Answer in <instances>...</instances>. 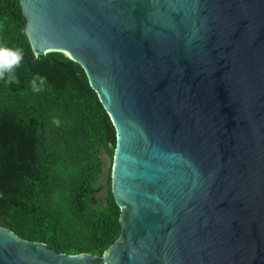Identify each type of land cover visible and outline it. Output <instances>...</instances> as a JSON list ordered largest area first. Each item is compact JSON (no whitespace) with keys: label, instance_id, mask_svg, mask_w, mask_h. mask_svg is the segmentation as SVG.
<instances>
[{"label":"water","instance_id":"1","mask_svg":"<svg viewBox=\"0 0 264 264\" xmlns=\"http://www.w3.org/2000/svg\"><path fill=\"white\" fill-rule=\"evenodd\" d=\"M18 1L109 117L121 230L97 256L0 227V264H264V0Z\"/></svg>","mask_w":264,"mask_h":264},{"label":"trees","instance_id":"2","mask_svg":"<svg viewBox=\"0 0 264 264\" xmlns=\"http://www.w3.org/2000/svg\"><path fill=\"white\" fill-rule=\"evenodd\" d=\"M24 25L19 1L0 0V45L23 49L19 84L0 80V227L56 253L101 256L121 230L111 192L96 196L111 123L83 69L61 52L34 58Z\"/></svg>","mask_w":264,"mask_h":264},{"label":"clouds","instance_id":"3","mask_svg":"<svg viewBox=\"0 0 264 264\" xmlns=\"http://www.w3.org/2000/svg\"><path fill=\"white\" fill-rule=\"evenodd\" d=\"M23 60V49L9 48L4 45H0V80H4L7 77V82H16L19 84V80L16 79L14 69L18 68ZM46 84V77L37 76L32 80L31 87L34 92H40L43 90V86ZM53 123L59 125L58 120H53Z\"/></svg>","mask_w":264,"mask_h":264},{"label":"rangeland","instance_id":"4","mask_svg":"<svg viewBox=\"0 0 264 264\" xmlns=\"http://www.w3.org/2000/svg\"><path fill=\"white\" fill-rule=\"evenodd\" d=\"M108 147H112V145L111 144H109L108 145ZM104 158V157H103ZM104 161H105V159H104ZM105 163V162H104ZM108 174H109V172H108ZM107 174V175H108ZM102 176H103V178H102V180H101V184L102 185H104V181H105V164H104V166H103V169H102ZM103 189V188H102ZM99 198H102V197H100V196H98Z\"/></svg>","mask_w":264,"mask_h":264}]
</instances>
